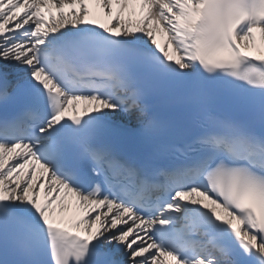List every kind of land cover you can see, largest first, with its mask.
Returning <instances> with one entry per match:
<instances>
[{"label":"snow or ice","instance_id":"6c2138e0","mask_svg":"<svg viewBox=\"0 0 264 264\" xmlns=\"http://www.w3.org/2000/svg\"><path fill=\"white\" fill-rule=\"evenodd\" d=\"M0 264H264V0H0Z\"/></svg>","mask_w":264,"mask_h":264},{"label":"bare ground","instance_id":"6f19581e","mask_svg":"<svg viewBox=\"0 0 264 264\" xmlns=\"http://www.w3.org/2000/svg\"><path fill=\"white\" fill-rule=\"evenodd\" d=\"M157 38L162 40L160 36H158ZM81 107H83V104H81ZM41 195H43V193H41Z\"/></svg>","mask_w":264,"mask_h":264}]
</instances>
